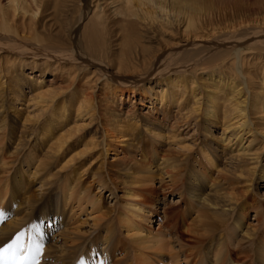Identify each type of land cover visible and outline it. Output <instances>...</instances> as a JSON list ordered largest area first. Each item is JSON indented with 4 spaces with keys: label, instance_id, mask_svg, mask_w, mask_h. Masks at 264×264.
I'll return each mask as SVG.
<instances>
[{
    "label": "bare ground",
    "instance_id": "1",
    "mask_svg": "<svg viewBox=\"0 0 264 264\" xmlns=\"http://www.w3.org/2000/svg\"><path fill=\"white\" fill-rule=\"evenodd\" d=\"M159 1L0 0V210L13 203V211L21 212L0 228L1 245L27 221L24 208L37 195L25 188L19 194L18 181L28 180L30 188L33 179L39 185L34 191L49 197L59 186L64 210L74 202L80 208L101 204L100 190L84 196L94 184L110 187L114 199L121 193L122 213L103 206L93 218L111 264H198L202 258L208 264H264L263 12L250 13L226 32H204L190 19L191 37L154 59L157 68L143 78L140 60L152 57L142 41L150 34L142 21L167 11ZM137 30L144 32L133 41ZM110 56L118 57L107 59L112 65L124 61L115 72L104 68ZM28 58L30 73L10 74ZM127 72L129 82L114 76ZM113 78L122 87L158 82L141 92H113L104 82ZM15 107L21 108L18 121L10 117ZM90 120L101 134L86 141ZM78 140L81 149L65 161ZM109 153L112 164L103 165L99 156ZM85 166L96 170L85 176ZM175 196L178 202L167 203ZM120 217L130 244L107 242ZM53 218L47 222L56 223ZM61 219L55 239L75 241L76 230H67Z\"/></svg>",
    "mask_w": 264,
    "mask_h": 264
},
{
    "label": "rangeland",
    "instance_id": "2",
    "mask_svg": "<svg viewBox=\"0 0 264 264\" xmlns=\"http://www.w3.org/2000/svg\"><path fill=\"white\" fill-rule=\"evenodd\" d=\"M159 3H164L165 6L167 7V11L165 10V12H162V11L157 10V12L152 14L147 21H142L143 25L141 28L145 31L150 32V34L147 35V38L142 41L144 43H147L148 45L147 48H149L148 54L151 53L149 56L152 57V58L147 59V63L146 62L141 63V60L139 58L140 66L143 68V69H140V68L139 69L141 73L143 72V74L146 72V74L143 75V78L149 77L146 75L151 73L154 68H157L154 64L156 58H161V56L168 53L169 50L171 51V49L174 47V46L171 47L172 45L178 44V43H181V45H183L186 43L187 38L191 37V35L190 34L188 35L187 33V22L190 21V19L192 20L196 19L197 22L199 23V26L204 25L205 27V29L203 30L204 32H207L209 30H213L216 32H219V31L226 32V31H229L231 26L233 25L237 26L239 25V23L247 20L250 17V13L254 14L255 12L262 11L263 13L261 15L264 17V0H182V1L177 0V4H179V6L176 5L177 8L170 6V4L166 2V0H161L159 1ZM113 20L115 22L117 21V18L114 15H113ZM207 23L209 24L205 26V24ZM151 24H163L164 26L165 25L167 26H165L166 27L165 30H162V28L157 27L156 25L154 26V28H152L150 26ZM110 28L112 29V25H110ZM155 30L159 31L158 32L159 34H156ZM260 31L264 32V25L262 26V28H260ZM142 33L140 30H137V32H135L134 34L135 38L132 40L133 41L135 39L140 40L139 37L142 36ZM191 34L194 35V32ZM67 35L68 37H70L69 30L67 31ZM117 51H120V50H117ZM120 54L122 53L117 52V54L115 55H120ZM124 56L127 57V55H124ZM140 56L141 55H139V57ZM107 59L114 61V60H118V57L115 58V57L110 56L109 58H105L106 61L103 60V63L105 64L104 68L106 69L105 71L110 70V71L115 72L117 68V64H122L124 62L122 61V63H117L118 61H115L117 64L112 65V61L109 62ZM22 63H24L23 68H21L19 65L20 63L17 62V65L11 70L10 74H13L14 77L18 76L19 78H22L20 77V74L22 71L30 73L29 70L27 71L28 69L27 67L30 65L29 63H33V59L31 58L25 59ZM95 75L99 76L97 77V79L100 78L99 72H97ZM114 76L119 77L120 80L129 82L128 79H126L125 77H130L131 74L127 72V73H122L119 75L114 74ZM153 76L158 77V75H153ZM158 80L160 83H164L162 79H158ZM27 82L31 83L32 80H29L27 78ZM104 82L107 84V86H109V88H111L113 92L121 90L120 87L122 86L120 84H123L122 82H118V81L116 82L114 78L110 80L106 79V81ZM157 82L156 80L155 82L149 80L142 84H139L138 87H122V88H126L127 90L129 89L130 92L135 91V90L141 92V90L142 91L146 90L148 86L156 85ZM104 90H106V87ZM96 93H97V96L103 95V91L96 92ZM11 97L12 96H9V95L7 96L8 99H10ZM138 107L140 111L144 110L143 106H138ZM17 110H21V108L19 109L16 108L15 110H13L12 112L13 114L12 116H10L11 119L15 118L16 121H18L17 120L18 117L15 114ZM88 123H89V127L91 128L86 130L87 133L83 134L85 137L87 136L86 141L89 138L96 139L99 137V133L101 134L100 128H98V125H95V122H91L90 120ZM71 145H73V141L68 144L69 147ZM80 149L81 147H80L79 140H78L77 144H74V146H71L70 148H68L70 155H68L65 161L72 158ZM120 153L122 154V151H120ZM40 154H42L41 151H40ZM195 156L199 158L201 157L198 154ZM20 158L22 159V156ZM78 159H80V157L76 158V162ZM112 159L113 158H112L111 153H109L106 156V159L103 158V154L99 156V160L102 161L103 165H106V166H109L110 164H112ZM64 164L65 162H63L60 165V167L61 166L63 167ZM51 167L54 169L55 172L58 171V169L60 168L58 167V169H56L55 164L51 165ZM85 168L87 167L86 166L83 167L82 172L85 170ZM94 170H96V168L88 169V172L85 176H88L89 174L93 173ZM106 176L110 178L109 174H106ZM87 181H89V179H87ZM18 182H22L23 184L21 187H19V194L22 193L21 191L24 190L22 188H25V190H28L30 194H33V196L37 195V197H33L31 199L32 202L28 204L30 206H28L27 209L24 208V212L26 211L25 215L27 216V221L24 226L20 227L17 233H20V232L23 233L27 229L28 234L29 235L33 234L32 235L33 237L36 235L38 236V234L40 235L37 238L38 240H41L44 246V255L42 257L41 264H43L44 261H45L44 263H47L49 262V260L51 261L50 264H76L77 262H78L77 264H91V263L86 262L84 253H89L88 257H91V255L94 253H100L99 263L100 264H111L110 260L108 261L109 257L104 256L103 254V253H106V248H107V246L103 247L105 246L102 241V235L104 234L102 232L98 234V232L95 230V226L93 225L94 224L93 218L104 211V209H102L103 206L104 207L110 206L112 208L116 206L115 210L120 211V213H122V211L124 210L123 208L124 202L120 199L121 193L117 194V199H114L113 197L110 196V193H111L110 187L108 188L106 186L107 188L99 189V186L94 184L92 188V193L90 195L86 194L84 196L93 198L94 193L95 192L99 193V190H100V192L102 191L103 193L101 192V194H98L97 196L98 197L101 196L102 201H103L101 204L97 203V200H96L95 202L97 204L96 207H92V205L83 204V207L80 208L78 203L74 202L70 208L68 207L66 208V210H64V201L62 198V192L59 191L58 189L59 186H56L55 188V195L54 196L52 195L49 197L48 196L49 194L46 195L44 191H42L40 188H38L39 191H34V189L39 187V185L36 182H34L33 179H31V182L35 184L31 185L30 188L27 187L28 185H30L28 180L27 181L19 180ZM156 183L157 182H155V184ZM259 193L264 195V187L263 188L261 187L259 189ZM37 198H40V199L37 200ZM178 200L179 198L175 196L173 198H169V201L167 203L170 204L171 202V205L172 204L174 205L175 202H178ZM7 208L9 209L7 210ZM14 208H15V205L13 203H8L7 206L5 207L6 209L5 212L8 213L9 215H12V214L18 215L21 213V212L19 213V210L17 211V213L13 211ZM21 211L23 212V210ZM251 214H252L251 217H254V213H251ZM53 215L56 216V218L58 217V219L62 218L61 220H63L62 222L63 225L66 224L68 227L67 230H71V229L76 230L78 237H76L75 241L68 243V240H70L69 237H65V238L60 237V239L58 237V239H55L54 235L57 234V233L55 234V232L62 231L63 230L62 226H61L62 228L60 227L56 231H54L52 233V236L49 234V232L51 231L47 227V223H48L47 218H50ZM122 220L124 219L120 217L115 227L112 228L109 234L110 240L107 242L110 243L111 240L114 241L115 239L118 238L130 244V241L133 240V238H131L132 236L130 237L131 234L130 235L127 234L128 233L127 232L128 230L126 229L127 226H122ZM57 223L58 222L54 224H57ZM151 224L153 226L151 230L153 232H157L158 231L156 230L157 224L155 222H152ZM29 225L31 226L30 228H29ZM133 226L136 230H139V231L143 230L142 226L138 223L133 224ZM100 234H101V237H99ZM6 239L5 241L4 239L2 240L3 243L2 245L0 243L1 245L0 248L8 241V239L7 240ZM57 241L58 243L56 244ZM53 245H54V248H53ZM48 252L50 254H48ZM52 254H54V257ZM61 254H62V258L59 259L58 257H60ZM110 254L111 253L109 251V255ZM101 258L104 259L105 261L104 263L102 262ZM198 264H208V262L206 259L202 258L201 261L198 262Z\"/></svg>",
    "mask_w": 264,
    "mask_h": 264
},
{
    "label": "snow or ice",
    "instance_id": "3",
    "mask_svg": "<svg viewBox=\"0 0 264 264\" xmlns=\"http://www.w3.org/2000/svg\"><path fill=\"white\" fill-rule=\"evenodd\" d=\"M20 239H21V236H17L16 241L14 242V244L9 245L6 249H4V251L6 252V251L10 250L12 247L18 246ZM2 255H3V253H0V257H2Z\"/></svg>",
    "mask_w": 264,
    "mask_h": 264
}]
</instances>
